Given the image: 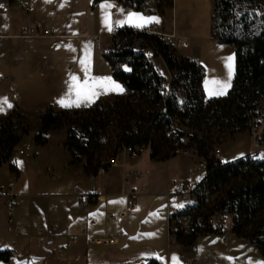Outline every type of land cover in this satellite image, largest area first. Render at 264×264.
<instances>
[{"label": "crops", "instance_id": "obj_1", "mask_svg": "<svg viewBox=\"0 0 264 264\" xmlns=\"http://www.w3.org/2000/svg\"><path fill=\"white\" fill-rule=\"evenodd\" d=\"M92 1L0 0V97H7L12 105L29 111L46 106L55 109L86 107L84 103L87 102L81 103L80 107H61L56 102L61 97L69 99L66 81L70 75L84 79L85 72L79 60L86 51L88 75L110 78L97 85V95L91 98L93 102L88 106L101 98L126 93L124 85L112 76L110 65L102 56L104 48L95 47L92 36L98 35L100 42L104 39L102 46H110L111 31L102 22L101 0L91 7ZM113 4L108 11L112 24H116L115 21L125 18L118 11L124 9V4L121 0H113ZM148 7L155 9V0H148ZM166 10L143 13L129 7L126 12L158 17V23L143 27L150 32H174L186 37L189 46L179 49V53L202 65L204 97L222 96L210 95L209 90L226 93L230 87L224 89L211 81L229 83L225 58L234 57V47L218 42L211 35L212 0H172L171 7ZM24 26H36L37 31L22 36L19 30ZM44 28L49 31L43 33ZM231 63L235 72V57ZM233 77L234 74L230 86ZM113 84H118L123 91L111 90ZM12 91L17 93L16 100L11 97ZM70 99H75L74 93ZM4 108L0 116L12 109L6 105ZM256 126L261 130L264 122ZM182 130L187 131V128ZM65 137V130L57 129L48 131L45 144L35 143L32 137L22 138L17 150L25 143L29 148L23 153L15 150L8 162L0 164V251L8 249L13 256V262L0 260V264H17L18 261L27 264L29 259L39 264H60L55 256L56 248L60 246L71 258L69 264H145L148 260L142 254H158L165 264H169L173 254L179 264H229L225 257L238 258L232 264H248L249 258L264 260L256 246L230 232L201 234L188 246L176 242L168 231V213L174 207L183 209L195 201L194 197L190 203H181L173 193L174 183L191 182L188 170H164L180 174L181 180H171L170 190H151L150 185L139 177V173L146 170H138L130 164L141 151L134 157L121 153L109 169L89 176L81 165L69 163ZM257 145L259 150L243 153L240 157L255 153L257 158L264 159L259 156L264 155V144ZM177 155L151 161L167 162ZM9 162L14 164L15 170L9 168ZM204 175H199L190 184L194 187ZM9 181L13 182L10 188ZM75 184L77 188H74ZM6 194L14 198L10 217ZM128 194L133 195L136 212L127 209ZM85 195H92L95 200L84 204ZM121 212L125 215L121 216ZM89 218L93 222L86 223L84 230H80L78 222ZM109 237L114 241L108 242ZM96 238H105V241L97 242ZM76 255L79 256L77 260L74 259Z\"/></svg>", "mask_w": 264, "mask_h": 264}, {"label": "trees", "instance_id": "obj_2", "mask_svg": "<svg viewBox=\"0 0 264 264\" xmlns=\"http://www.w3.org/2000/svg\"><path fill=\"white\" fill-rule=\"evenodd\" d=\"M98 1L93 0L91 7ZM121 2L143 13L172 5V0H155V9H150L148 0ZM212 2L211 35L234 47V77L224 95L206 99L202 65L178 53L156 33H140L153 48L154 57L134 50L132 26L125 25L113 44L102 50V56L126 93L83 108L46 106L29 111L13 105L8 114L0 116V164L8 162L22 137L31 131L35 143L45 144L48 131L65 130L69 163L81 165L89 176L109 169V159L118 157L124 147H134L138 153L147 149L149 158L156 161L176 155L181 148L191 149L205 160V175L193 187L195 201L178 213L192 216L187 231L175 224L168 228L169 233L181 246H188L198 235L230 232L249 241L264 256V159L247 154L222 162L212 156L216 146L264 122V0ZM156 58L163 62L167 75L155 66ZM174 120L187 131L170 130ZM255 138L264 144V128ZM8 165L16 169L12 162ZM206 196L212 197L209 203L204 202ZM216 210L230 216L229 226L207 223L206 215ZM9 255L12 251L1 250L0 260L7 261ZM145 264L160 262L152 259Z\"/></svg>", "mask_w": 264, "mask_h": 264}, {"label": "built area", "instance_id": "obj_3", "mask_svg": "<svg viewBox=\"0 0 264 264\" xmlns=\"http://www.w3.org/2000/svg\"><path fill=\"white\" fill-rule=\"evenodd\" d=\"M124 9L127 11L129 9L128 5H124ZM112 31L110 33V39H111V45L113 44L114 40L117 38V33L118 30L122 27H118L116 26V24H112ZM37 31V27L36 26H26V27H22L20 30V34L22 36H29L33 33H35ZM49 30L47 28H44L42 30L43 33H47ZM142 32H150L148 29L145 28H139V27H132V33H131V46L134 50L143 53L147 58H152L155 56L154 50L152 47H150L148 45V43L146 42V40L143 38V36L140 34ZM157 35H159L164 42H166L167 44H169L170 46H172L175 49H185L189 46L188 40L186 37L183 36H179L176 35L174 32H169V33H164V32H160L157 33ZM94 44L96 49H102V45L99 43V36L98 35H93L92 36ZM110 45V46H111ZM159 58L155 59V66L157 68H159L161 70V64H163V62L161 61V59L157 60ZM164 65V64H163ZM165 67V66H164ZM166 69V68H165ZM167 73V70H166ZM167 75V74H165ZM178 98L182 101V94L177 92L176 93ZM11 97L13 100H16L17 98V93L15 91H12L11 93ZM180 126H184L182 124L178 123V120H174L170 125L169 128L172 131H175L177 129H181ZM256 125H252L250 128V131L254 132L256 129ZM29 148V144L25 143L21 148H19L17 151L18 153H23L25 152L27 149ZM129 153L130 156H136L138 155L137 149L134 147H124L121 153ZM178 152H181L185 155H190L193 156L195 155L197 157V161L194 162L196 168L198 169H206V162L202 157H199L196 153H194L191 149L188 148H181L178 150ZM212 156L213 158L220 160L221 157V150L218 147H215L214 150L212 151ZM249 158H257L255 156V153H250L248 154ZM117 157H115L114 159H109L110 163H114L116 161ZM123 182L124 185H126V176L125 174L123 175ZM13 182L9 181L8 182V187L10 188L12 186ZM78 185L75 184L74 188H77ZM193 190V186L188 182V181H182V182H178V183H174L173 185V193L176 195V197L180 200L181 203H190L192 200H194V193L192 192ZM1 186H0V194L1 192ZM212 199L211 196H206L204 198V202L205 203H209V201ZM95 200V197L92 195H85L83 196L82 202L84 204H89L92 201ZM13 201L14 198L11 194H6V209H7V213L8 216L10 217L11 212H12V208H13ZM126 206L127 209L131 212H136L137 210V204L134 201L133 195L132 194H128L127 195V200H126ZM182 210L181 206H177L172 208L169 213H168V218L169 216H172V220L170 222V224L168 225V228H174L175 224L183 231L186 232L189 226V223L192 219V216L190 214H187L185 216H179L178 213ZM125 215V212H121V216ZM225 216L226 214H224L223 211L221 210H216L210 214L206 215V221L208 224L212 225V226H218L224 223L225 220ZM88 222H93L92 218H89L87 220H80L78 222V225L80 227V230H84V226L86 223ZM97 242L100 241H105V238H96L95 239ZM108 242H113L114 238L113 237H109L107 238ZM55 256L57 261L60 264H69L71 261V258L69 257V255L67 254L66 250L64 247H58L56 248L55 251ZM79 258L78 255H76L74 257L75 260H77ZM7 261L9 263L13 262V256L9 255L7 257ZM27 264H39L36 260L33 259H29L27 260Z\"/></svg>", "mask_w": 264, "mask_h": 264}, {"label": "snow or ice", "instance_id": "obj_4", "mask_svg": "<svg viewBox=\"0 0 264 264\" xmlns=\"http://www.w3.org/2000/svg\"><path fill=\"white\" fill-rule=\"evenodd\" d=\"M100 7L102 9V22L105 24V26L108 28L109 31H112V21H111V13L108 11V9L114 7L113 0H101ZM119 12L123 13L125 18L122 20L115 21L116 26L122 27L125 24L134 26V27H146L148 24L151 23H158L159 18L155 16H144L141 13L137 12H126L125 9H118ZM70 47V45H69ZM234 60L233 56H229L225 58V67L228 70V80L229 83L222 84L219 80H212V84L221 85L224 89H227V87H230V80L234 74V66L231 63ZM79 63L82 65V70L85 72V77L83 80H80L78 76L75 74L70 75L69 80L66 81L67 85V92L66 96L69 97L68 100L65 99V97H61L57 99V103L61 107H80L81 103H84V106H88V103L93 102L92 97L97 95L96 87L98 84H100L102 81H110V78H94L90 77L88 75L89 68V56L87 51L85 52L84 56L80 58ZM111 90H119L123 91V88H121L118 84H113L111 87ZM75 94V99H70L71 96ZM210 95L219 94L224 95L225 91H212L209 90ZM7 106V108L13 107L11 102L8 100L7 97H0V112H3L5 110L4 106ZM122 202V201H120ZM151 235V234H149ZM144 259L152 260L155 259L160 262V264H164V258L160 257L158 254H142ZM227 261H229V264H232L233 261H235L236 257H225ZM17 264H25L23 261H18ZM169 264H179L177 257L175 254L172 255L170 258ZM248 264H264V260H256L253 261L251 258H249Z\"/></svg>", "mask_w": 264, "mask_h": 264}, {"label": "rangeland", "instance_id": "obj_5", "mask_svg": "<svg viewBox=\"0 0 264 264\" xmlns=\"http://www.w3.org/2000/svg\"><path fill=\"white\" fill-rule=\"evenodd\" d=\"M263 4V11H264V2ZM168 9V7L165 8V10ZM168 10H166L167 12ZM262 11V12H263ZM260 12V13H262ZM180 22V21H179ZM181 23V22H180ZM182 25V23H181ZM26 27V26H24ZM21 30V28H20ZM19 30V31H20ZM20 33V32H19ZM100 39V38H99ZM104 39H101V42L99 40V43L101 45L105 44ZM104 49L108 48L109 46H102ZM179 53V49H176ZM159 60V59H157ZM161 72L166 74V69L163 64H161ZM262 108L264 111V99L261 102ZM32 121H35V116H32ZM262 121H260L261 123ZM184 126H180L181 129H183ZM256 130L254 132L252 131H246L242 132L238 135H236L233 139L228 140L221 145H218L216 147L220 148L221 150V161L227 162L231 161L235 158H238L243 153L248 152H255L259 150L257 148L258 142L254 140V138L259 135L260 129L256 126ZM33 131H31L28 135H24L23 139H29L32 137ZM252 135V136H251ZM256 139V138H255ZM127 153V152H125ZM178 155L173 157L170 161L167 162H153L148 156V150L143 149L140 156H138L136 159H133L130 164L131 166L136 167L138 170H146L142 173H139V177L142 181L149 184V189L151 190H170L171 185L170 181L174 180L178 182L181 180L180 174L172 173V172H165L164 170H188L189 171V179L191 182L194 181L195 178H197L201 174H205V169H198L196 168L194 162H196L198 159L195 155L188 157L187 155L178 152ZM259 156H264L263 154ZM190 158V159H187ZM130 165L128 164L127 167ZM190 182V183H191ZM224 226L230 225V216L226 215L225 220L223 223Z\"/></svg>", "mask_w": 264, "mask_h": 264}]
</instances>
